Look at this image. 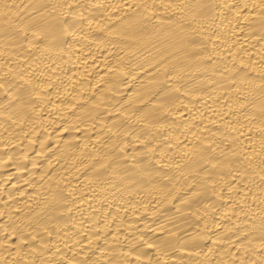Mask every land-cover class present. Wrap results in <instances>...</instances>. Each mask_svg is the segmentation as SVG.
<instances>
[{
	"label": "bare ground",
	"instance_id": "6f19581e",
	"mask_svg": "<svg viewBox=\"0 0 264 264\" xmlns=\"http://www.w3.org/2000/svg\"><path fill=\"white\" fill-rule=\"evenodd\" d=\"M0 264H264V0H0Z\"/></svg>",
	"mask_w": 264,
	"mask_h": 264
}]
</instances>
